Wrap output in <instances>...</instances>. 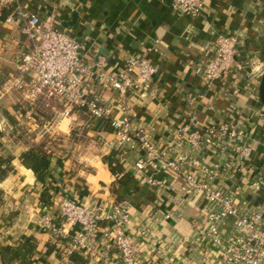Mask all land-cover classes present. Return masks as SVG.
Wrapping results in <instances>:
<instances>
[{
	"label": "crops",
	"instance_id": "crops-1",
	"mask_svg": "<svg viewBox=\"0 0 264 264\" xmlns=\"http://www.w3.org/2000/svg\"><path fill=\"white\" fill-rule=\"evenodd\" d=\"M20 1L41 17L48 14L59 16L62 26L70 28L82 42L86 58L96 61L99 56L105 57L110 69L124 68L131 54L148 53V58L158 68L153 79V95L145 101L133 100L131 114L135 126L148 129L155 140L171 137L179 127L189 123L191 114H195L206 126L215 121L232 119L238 114L249 128L250 137L246 141L257 147L252 166L238 170L234 176L227 172L219 182L236 192L245 210L261 201L262 198L253 189L252 179L258 172L264 173V105L260 99L258 78L264 72V0H205L204 9L198 17L176 13L172 7L173 0ZM10 6H13V11L16 4ZM226 32L240 37L236 58L246 65V70L234 83L232 78L223 87L222 82L217 81L215 88L210 90L195 71V64L214 44L217 35ZM24 36L16 26L4 22L0 16V74L7 71L10 75L16 71L18 52L22 51L20 48L23 49L26 40ZM237 84L238 94L235 96L232 92ZM99 92L111 105L112 116H121L117 109V93L114 90ZM191 93L195 98L186 100ZM16 97L22 103L18 92ZM61 108L58 102L46 106L40 101L35 113L38 114L41 109L54 111L56 115ZM20 109L10 105L8 111L15 116H0V126L11 130L17 128L22 122L18 116H23ZM74 115L76 120L73 117L63 118L62 126L71 129L70 124L64 121L66 119L73 121L72 127L84 125L83 115L78 112ZM9 133L14 134L10 130ZM88 135L97 140L95 143L101 156L112 151L107 144L115 139V132L108 123L99 131L88 128ZM11 147L9 150L5 148L6 154L0 150V154L13 157L14 166V171L0 182V195L7 199L5 208H10L9 212L15 214L0 218V244L17 245L22 239L35 237L39 243L38 250L45 252L52 242V234L40 220L49 214L60 223L58 201L63 195L81 202L128 203L132 234H136L141 222L152 217L151 234L142 243L141 252V258L149 264L180 263V259L172 253L159 257L156 250L169 246L173 239L183 238L187 239L181 250L183 257L194 264L204 259L202 245L205 242L200 232V227L204 226L200 215L204 200L190 203L180 195L185 183L181 176L171 172L160 174L159 177L166 178L167 186L157 191L134 176L131 164L139 153L127 151L123 153L122 165L125 172L134 176L130 186L119 187L117 184V192H114L112 185L117 177L101 160L94 163V174L85 176V184L76 186L72 179L66 177L70 161L54 153L48 176L45 182H41L32 169L22 164V153L29 145L16 141ZM209 159L212 163L226 162L230 161L231 155L215 150ZM90 179L99 185L96 186ZM232 223V220L227 221L224 227L230 228ZM99 237L101 239V234ZM57 259L50 261L60 264L68 260ZM110 261L111 264H121L117 254H113Z\"/></svg>",
	"mask_w": 264,
	"mask_h": 264
},
{
	"label": "built area",
	"instance_id": "built-area-1",
	"mask_svg": "<svg viewBox=\"0 0 264 264\" xmlns=\"http://www.w3.org/2000/svg\"><path fill=\"white\" fill-rule=\"evenodd\" d=\"M13 3L15 9L3 21L16 26L26 40L16 71L9 75L3 89L21 95L22 104L28 107L24 114L31 121L36 122L35 107L40 101L46 106L52 101L62 105L58 115L44 122L43 135L51 131L58 116L76 120V108L87 110L88 128L103 120L114 129L115 139L107 144L111 150L139 153L131 164V172L139 181L159 191L167 186L166 178L159 175L175 173L184 179L180 195L187 202L204 200L200 210L204 221L200 227L205 242L204 259L196 264H264V173L258 172L252 179L253 189L262 199L247 210L240 205L236 192L219 182L227 172L234 176L238 170L252 166L257 147L246 141L250 133L242 118L237 114L206 126L191 114L189 123L179 127L171 137L155 140L148 129L135 126L131 114L133 100L145 101L153 95L158 68L147 52L129 55L120 70L110 69L105 57L99 56L96 61L86 58L82 42L70 28L62 26L59 16L41 17L20 0H0V8ZM204 6L205 0H173L172 5L176 13L189 17L200 16ZM239 43L237 34L220 33L204 57L196 62L195 71L207 89H214L217 81L223 87L232 78L234 83L246 70V65L236 58ZM237 87L238 84L232 92L235 96ZM99 90L117 93L121 116H112V107ZM194 98L191 93L186 100ZM34 125L38 126L37 122ZM215 150L231 155L230 161L212 163L209 158ZM58 202L60 223L49 214L40 222L50 230L53 241H63L64 259L77 250L86 260L82 264H111L113 254L119 256L121 264H149L141 258V252L142 243L151 234L152 217L141 222L136 234H132L129 229L132 215L126 202H81L63 195ZM230 220L232 226L224 227ZM186 241L173 239L169 246L156 252L159 257L172 253L180 259L178 264H194L181 252Z\"/></svg>",
	"mask_w": 264,
	"mask_h": 264
},
{
	"label": "rangeland",
	"instance_id": "rangeland-1",
	"mask_svg": "<svg viewBox=\"0 0 264 264\" xmlns=\"http://www.w3.org/2000/svg\"><path fill=\"white\" fill-rule=\"evenodd\" d=\"M20 50H22V48H20ZM19 52L17 64L19 63V58L22 51ZM261 77L262 75L258 77L259 81H261ZM8 78L9 74L7 71H3L0 74V116H15L13 115V113L11 114L8 111L10 105L14 106L16 109L21 107L22 109H20V112H23V116H18L19 118H21L22 122H19L17 128L15 127L13 130L4 129L3 125H1V151L6 154L5 148H7L8 150L12 149L11 144L18 141V143L29 145V147L34 146L41 148L46 151L51 157L55 155L54 153H58L63 158H65V160L70 161V170H67L66 177L72 179L71 182H74L76 186L85 184V176L87 174H94V163L97 160L103 161V156H101L100 148L98 147V144H96L97 140L93 139V137H90L88 135V127H86V123L89 121L88 117L82 116L85 118L84 125H77L75 126V128L72 127L73 121H70L69 119L64 120L65 122H68V124H70L71 126V129H66L61 124L64 117L58 116L57 121L55 122V125L51 129V131L43 135L44 121L47 119H52L51 112L48 110H38V114H35L38 126L34 125L36 122L31 121V119L24 114V111L28 109L27 105L24 106V104L20 103L17 97L15 99L16 92L6 93L4 91L3 87ZM9 130L11 132H14V134L10 135ZM7 139L11 141H6ZM92 183L96 184V186L99 185L94 180H92ZM7 205V199L0 195V218L4 216L9 217L10 215L15 214L12 213V211L9 212L10 208L8 210L5 208ZM50 240H52V242H50L49 244H54L55 248L59 244V249H57L59 250V253H56L54 251V253H52V255L49 257V260L56 261L59 256H64L63 250L61 249L63 241L55 242L53 241L54 238Z\"/></svg>",
	"mask_w": 264,
	"mask_h": 264
},
{
	"label": "trees",
	"instance_id": "trees-1",
	"mask_svg": "<svg viewBox=\"0 0 264 264\" xmlns=\"http://www.w3.org/2000/svg\"><path fill=\"white\" fill-rule=\"evenodd\" d=\"M12 9L13 6L2 8L1 19L4 20L11 13ZM24 39H26V36H24ZM75 112L88 117V119L90 118L87 110L83 108H76ZM54 114V111L51 112L52 118ZM104 125L105 122L103 120H98L94 123L93 129L99 131ZM1 147L2 143L0 142V148ZM122 158L123 152H118L116 150H112L108 155L103 156L104 163L108 165L112 174L117 177L116 182L112 185L114 192H117V184L119 187H128L134 181L132 173L124 171ZM12 161L13 157L11 155L0 154V182L4 181L8 175L14 171ZM22 164L34 171L38 181L45 182L51 166V156L43 149L32 146L22 153ZM38 245V240L35 237L22 239L15 246L0 244L1 264H54L49 260V257L54 251L59 253L55 245L48 244V248L45 252H40L38 250ZM58 259L62 260L63 257L59 256ZM67 259V263L63 262L60 264H82L86 261L83 254L77 250L72 251Z\"/></svg>",
	"mask_w": 264,
	"mask_h": 264
},
{
	"label": "water",
	"instance_id": "water-1",
	"mask_svg": "<svg viewBox=\"0 0 264 264\" xmlns=\"http://www.w3.org/2000/svg\"><path fill=\"white\" fill-rule=\"evenodd\" d=\"M259 93H260L261 102L264 105V72L262 73V77L260 81Z\"/></svg>",
	"mask_w": 264,
	"mask_h": 264
}]
</instances>
